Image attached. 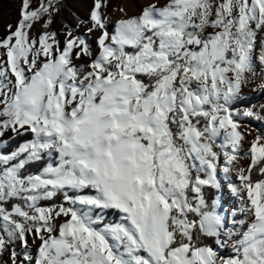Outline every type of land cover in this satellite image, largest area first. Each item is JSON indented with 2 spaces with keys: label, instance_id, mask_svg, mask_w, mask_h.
Listing matches in <instances>:
<instances>
[{
  "label": "snow or ice",
  "instance_id": "obj_1",
  "mask_svg": "<svg viewBox=\"0 0 264 264\" xmlns=\"http://www.w3.org/2000/svg\"><path fill=\"white\" fill-rule=\"evenodd\" d=\"M136 3L0 32V264H264V0Z\"/></svg>",
  "mask_w": 264,
  "mask_h": 264
},
{
  "label": "rangeland",
  "instance_id": "obj_2",
  "mask_svg": "<svg viewBox=\"0 0 264 264\" xmlns=\"http://www.w3.org/2000/svg\"><path fill=\"white\" fill-rule=\"evenodd\" d=\"M74 4V9H64L62 12V16L58 19L56 27L59 28L62 22L71 21L73 24L77 23V17L85 18L87 16L90 0H72ZM123 6L126 11L132 13L137 11V3L136 0H110L109 13L112 15L113 20L119 18L121 13L113 12V8H117ZM19 8V0H0V32L4 31V28L9 23H15L19 18L18 13ZM262 71H264V67H262ZM260 81L257 80V83ZM255 85H251L249 88L245 89V97L256 96V102L253 103L255 105L264 104V94L260 92H253L251 89ZM250 127L253 128H264V123L261 122H247ZM228 203L225 207H230L236 203V199L231 196H226Z\"/></svg>",
  "mask_w": 264,
  "mask_h": 264
},
{
  "label": "trees",
  "instance_id": "obj_3",
  "mask_svg": "<svg viewBox=\"0 0 264 264\" xmlns=\"http://www.w3.org/2000/svg\"><path fill=\"white\" fill-rule=\"evenodd\" d=\"M256 98H257L256 96H252V97H246V98H244L245 101L247 102L246 105H244V106H247V105H250V104L255 103V102H256ZM22 139H24V138H17L18 141H19V140H22ZM13 143L15 144L16 141H14Z\"/></svg>",
  "mask_w": 264,
  "mask_h": 264
},
{
  "label": "bare ground",
  "instance_id": "obj_4",
  "mask_svg": "<svg viewBox=\"0 0 264 264\" xmlns=\"http://www.w3.org/2000/svg\"><path fill=\"white\" fill-rule=\"evenodd\" d=\"M238 203V201H236V203L235 204H237Z\"/></svg>",
  "mask_w": 264,
  "mask_h": 264
}]
</instances>
